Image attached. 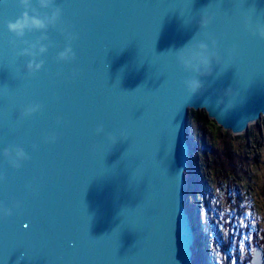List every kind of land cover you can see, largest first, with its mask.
I'll use <instances>...</instances> for the list:
<instances>
[{"label":"water","instance_id":"1","mask_svg":"<svg viewBox=\"0 0 264 264\" xmlns=\"http://www.w3.org/2000/svg\"><path fill=\"white\" fill-rule=\"evenodd\" d=\"M262 30L264 0H0V264H192L188 114L264 116Z\"/></svg>","mask_w":264,"mask_h":264},{"label":"built area","instance_id":"2","mask_svg":"<svg viewBox=\"0 0 264 264\" xmlns=\"http://www.w3.org/2000/svg\"><path fill=\"white\" fill-rule=\"evenodd\" d=\"M203 145L202 150L206 149ZM199 168V162L194 157L192 160L191 155L185 200L192 207L190 215L196 234L194 264H253L257 242H250L249 236L259 210L251 195L252 169L246 166L235 175L226 173V178H217L214 170L212 175L210 169L205 174ZM190 178H195L194 184Z\"/></svg>","mask_w":264,"mask_h":264},{"label":"rangeland","instance_id":"3","mask_svg":"<svg viewBox=\"0 0 264 264\" xmlns=\"http://www.w3.org/2000/svg\"><path fill=\"white\" fill-rule=\"evenodd\" d=\"M214 122L204 110H190L187 119V135L190 131L193 141L198 145L195 150H191V155L199 162V169L205 174H209V169L212 174L215 168L217 170L215 175L217 174L218 177L221 175L220 172L235 175L236 170H244L246 166L252 169L254 182L250 185L253 187L251 195L255 197V207H258L259 214L254 221L249 239L250 242H257L256 245L264 252V242H260L264 231V116L250 124L240 134H233ZM226 142L231 154L222 152L223 144ZM202 144L206 149H201ZM247 155L248 157L245 158ZM219 157H222V160ZM220 160L223 163H219ZM207 164L209 167L206 168Z\"/></svg>","mask_w":264,"mask_h":264},{"label":"clouds","instance_id":"4","mask_svg":"<svg viewBox=\"0 0 264 264\" xmlns=\"http://www.w3.org/2000/svg\"><path fill=\"white\" fill-rule=\"evenodd\" d=\"M42 3H47V0H41ZM19 3L25 7L30 4V0H19ZM46 27V23L44 20H41L35 16H30L28 12H23L19 17L16 18L15 21H10L8 23V29L18 36H23L26 30L35 29H43ZM261 34L264 35V30L261 31ZM45 49L41 48L43 52ZM71 51V49H68ZM66 53H61V58H64ZM178 61L186 66V67H193V66H203L204 68H209L210 66V58L207 53V45L200 43V44H192L186 46L185 48L181 49L177 53ZM41 65L36 64L35 67L38 69ZM29 69L33 68V64L28 65ZM189 86L193 92L200 89L201 82L199 80H192L189 82Z\"/></svg>","mask_w":264,"mask_h":264},{"label":"flooded vegetation","instance_id":"5","mask_svg":"<svg viewBox=\"0 0 264 264\" xmlns=\"http://www.w3.org/2000/svg\"><path fill=\"white\" fill-rule=\"evenodd\" d=\"M191 132L189 131V134H188V138L190 139V141H191V150H195L196 148H197V144L193 141V138L191 137ZM204 146V145H203ZM201 149H202V146H201ZM212 150V149H211ZM213 151V150H212ZM229 154H231V152L229 151ZM190 155H191V151H190ZM229 157V156H228ZM219 159H221L222 160V157H219ZM192 160H193V155H192ZM219 161V163H223L222 161ZM191 161V160H190ZM215 165H216V163H215ZM234 166V165H233ZM234 169H236V167H234ZM214 171H215V173H217V170L214 168ZM239 170H236L235 172L237 173ZM220 176L219 177H224V178H226L227 177V174H226V172L225 173H222V172H220ZM223 174H225V175H223ZM186 176H187V172H186ZM216 177L217 178H219L218 176H217V174H216ZM187 180H188V178H187ZM187 180H186V182H187ZM194 182H195V178H190V183H192V184H194ZM185 202H186V206H187V210L189 211V212H191L192 211V207L190 206V205H187L188 203H187V200H185ZM257 246V245H256ZM255 247V246H254Z\"/></svg>","mask_w":264,"mask_h":264},{"label":"trees","instance_id":"6","mask_svg":"<svg viewBox=\"0 0 264 264\" xmlns=\"http://www.w3.org/2000/svg\"><path fill=\"white\" fill-rule=\"evenodd\" d=\"M215 123V122H214ZM189 142H190V144H191V141H190V139H189ZM229 145L227 144V142L226 143H224L223 144V147H222V152L224 153V154H228L229 153ZM186 176V175H185ZM186 180H187V176H186ZM260 242H264V231H263V238H262V240L260 241ZM192 264H194V257H193V260H192Z\"/></svg>","mask_w":264,"mask_h":264}]
</instances>
